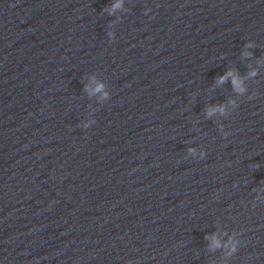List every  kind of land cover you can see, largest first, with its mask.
Instances as JSON below:
<instances>
[{
	"label": "water",
	"instance_id": "95a60500",
	"mask_svg": "<svg viewBox=\"0 0 264 264\" xmlns=\"http://www.w3.org/2000/svg\"><path fill=\"white\" fill-rule=\"evenodd\" d=\"M113 3L0 0V264H264V0Z\"/></svg>",
	"mask_w": 264,
	"mask_h": 264
},
{
	"label": "clouds",
	"instance_id": "9594fccd",
	"mask_svg": "<svg viewBox=\"0 0 264 264\" xmlns=\"http://www.w3.org/2000/svg\"><path fill=\"white\" fill-rule=\"evenodd\" d=\"M123 5V0H115V3H113L110 7H106L105 11H108L110 14L115 13L118 9H120ZM251 44L248 45V47H250ZM245 55H251V53H245ZM250 75L255 76L256 72L253 71L250 73ZM229 77L232 78V84H233V88L235 91L239 92V93H244L246 91V88L243 85V81L241 78H239L236 73L233 70H229L227 73H225V75L220 76L218 78V83L219 84H223ZM93 82H95V77H93ZM105 85L104 83H97L95 88H93L91 86V84H89L87 86V90L90 92V94L95 95L96 93H101L103 92V96L107 97L108 93L104 91ZM233 104H235V101H233ZM216 111H220L221 113H223L225 111V107L224 106H218V107H214V108H209L208 109V116H212ZM190 151H195V149H190ZM259 165H257L258 167ZM213 240V244L212 247H219L221 242L215 238L212 237ZM239 241H235L234 243H231V249L229 252V255H231L232 253H235L238 249V245H239Z\"/></svg>",
	"mask_w": 264,
	"mask_h": 264
}]
</instances>
